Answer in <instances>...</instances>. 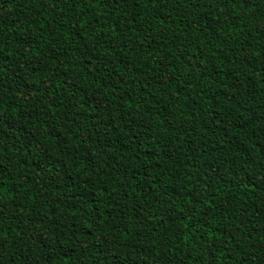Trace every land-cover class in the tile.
Masks as SVG:
<instances>
[{
    "label": "trees",
    "instance_id": "1",
    "mask_svg": "<svg viewBox=\"0 0 264 264\" xmlns=\"http://www.w3.org/2000/svg\"><path fill=\"white\" fill-rule=\"evenodd\" d=\"M0 264H264V0H0Z\"/></svg>",
    "mask_w": 264,
    "mask_h": 264
}]
</instances>
